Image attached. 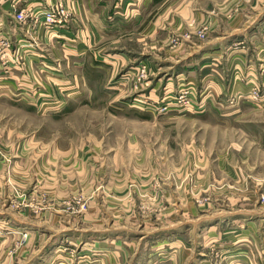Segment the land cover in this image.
Returning a JSON list of instances; mask_svg holds the SVG:
<instances>
[{
    "label": "rangeland",
    "instance_id": "obj_1",
    "mask_svg": "<svg viewBox=\"0 0 264 264\" xmlns=\"http://www.w3.org/2000/svg\"><path fill=\"white\" fill-rule=\"evenodd\" d=\"M195 2L264 20V0ZM190 20L151 29L148 46L115 39L100 72L54 64L0 91V264L42 248L39 264H151L165 241L180 264H264V21L208 53L227 25ZM250 66L248 94L214 84L225 70L249 88Z\"/></svg>",
    "mask_w": 264,
    "mask_h": 264
},
{
    "label": "crops",
    "instance_id": "obj_2",
    "mask_svg": "<svg viewBox=\"0 0 264 264\" xmlns=\"http://www.w3.org/2000/svg\"><path fill=\"white\" fill-rule=\"evenodd\" d=\"M153 1L155 0H0V91L11 92L16 89V82L21 81L23 77L33 79L40 77L43 80L45 77L49 78L54 70L48 69L49 67L53 69L54 64L62 65V70L55 68V71L62 76L69 74L70 68L76 69L77 73H81L82 70L86 72L87 66L91 64L100 72L102 62L112 65L117 62L113 54H102L103 47L116 44L115 39H136L141 41V46H148L151 29L165 30V28L171 27L181 29L182 22L186 21L185 23H187V20L191 19V22L195 20L196 23L209 24L214 30L218 22H223L227 28L218 32L222 37L218 38V42L209 41L207 45L210 46H204L212 48L208 50L209 53L213 50L224 49L225 51L229 49L232 44L229 41L221 42L220 39L228 38L234 34L245 36L246 30L251 24L253 26L247 32L253 31L256 34L255 28L264 21L258 19V15L255 18L252 17V21L247 24L248 18H250V15L247 14H237L232 17L225 15L223 17L219 13L224 14V12L216 13L215 11L202 14L197 12L195 0H173L167 8L166 6L155 7ZM22 10L26 17L24 21L20 22L16 20L15 14ZM51 10L60 11L63 15L68 14V20L46 22L45 14ZM151 13L152 15L158 14V18L153 23L149 21ZM2 40H8V45L3 46ZM199 47L201 46L193 44L189 51L190 54L178 59H189L192 53L199 52ZM200 53L203 56L205 51ZM211 55L216 56V53ZM222 56H224L225 60L222 59L227 66L232 60L241 57L240 54H232L230 57L229 53L225 52ZM199 57L200 55L196 57V60ZM214 59L220 60L217 56ZM192 62L193 60H190L188 63L191 64L187 66L192 65ZM73 64H78L79 67H75ZM249 69V88L237 85L238 83L235 86L231 84V74L228 72L225 75V70L217 71L222 76L220 75V79L216 80L214 84L224 92L229 89L235 91L238 88L240 93L248 94L251 86L256 84V81H261L252 72L251 66ZM40 72L43 74L40 75ZM233 78L238 82L239 79L237 80L236 76ZM96 242L91 248L85 247L83 251L79 252L80 255L85 258L92 256L91 252L98 250L97 247L103 244L101 241ZM85 243L88 244L86 241ZM171 247L165 241V244L158 248L160 256L158 260L151 259L148 262L151 264H180V259L176 254H167L171 251ZM50 248L45 250L46 256L50 254L48 253ZM55 249L57 247L52 252L56 251ZM43 250V248L37 249L32 253V256L20 264H39L43 259L40 257ZM114 259L109 258L106 264H116Z\"/></svg>",
    "mask_w": 264,
    "mask_h": 264
},
{
    "label": "built area",
    "instance_id": "obj_3",
    "mask_svg": "<svg viewBox=\"0 0 264 264\" xmlns=\"http://www.w3.org/2000/svg\"><path fill=\"white\" fill-rule=\"evenodd\" d=\"M57 13L60 14V15H63L62 12H60V11L59 12H55V10H51V11L47 12L45 14V21L46 22H54ZM25 17H26V14H25V12L23 10L22 11H18L15 14L16 20L20 21V22L24 21ZM1 43H2L3 46H7L8 45V40H2Z\"/></svg>",
    "mask_w": 264,
    "mask_h": 264
},
{
    "label": "bare ground",
    "instance_id": "obj_4",
    "mask_svg": "<svg viewBox=\"0 0 264 264\" xmlns=\"http://www.w3.org/2000/svg\"><path fill=\"white\" fill-rule=\"evenodd\" d=\"M25 235V234H24Z\"/></svg>",
    "mask_w": 264,
    "mask_h": 264
}]
</instances>
